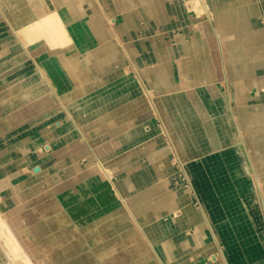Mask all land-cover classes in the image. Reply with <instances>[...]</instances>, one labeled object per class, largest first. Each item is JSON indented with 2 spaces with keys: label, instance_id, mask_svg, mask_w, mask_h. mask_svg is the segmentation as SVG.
Segmentation results:
<instances>
[{
  "label": "crops",
  "instance_id": "1",
  "mask_svg": "<svg viewBox=\"0 0 264 264\" xmlns=\"http://www.w3.org/2000/svg\"><path fill=\"white\" fill-rule=\"evenodd\" d=\"M52 1L53 0H51V2ZM237 1L238 0H233L228 7H220L219 5H216L215 0H207L209 11L213 12L216 16L224 13V15L227 14L226 16L230 18V15L234 14V29L220 34L219 40L215 37V33H217L215 26L210 23L208 18H205L206 15L204 13L203 19H205V21L201 23L195 24L192 19H188L190 23L187 21V23H185L186 25H180L179 27H175L173 30L163 33V39L165 40L169 37L174 39L177 33L181 31L180 29H184L187 25H190L192 29H205L206 33L204 35H206V37L203 39L207 41L206 43L208 47L206 48L207 50L204 51L205 53L203 52L204 54L201 53L200 55L204 57L203 59L208 64L207 69L203 70L204 72L201 69L199 70L203 78L199 84L192 85L189 89L183 88L177 90L175 88L172 90L168 89L167 91L164 90L165 92L157 90L155 92L156 94H154V97H159V100H161L160 102L165 105L164 107L167 109L169 108V113L171 115L172 113L170 108H174V105H172L174 97H182L180 95H184V98L187 100L186 103H189L187 105L188 110L190 111V114L195 117L190 120V123L194 126H202L200 127L202 130V140L203 137L204 139L205 137L207 138L206 141L213 139L217 145L212 148L209 144L205 149L196 152L193 148H191L188 142L186 144L181 143L180 146L177 143L179 155H181L182 159L181 160L178 157V161H180L181 164L182 162L187 163L185 166H182L183 168L188 169L191 177L198 175L195 173L193 168H235L236 170H230V174L234 180L228 189L229 192L225 193L222 190V193L221 191L217 192V196H214V187L212 189V187H210L211 185H209V183L212 182L211 178L209 177L207 181H202L198 178V175L195 178V190L197 192L196 194H198L197 198L200 200L196 199V201L198 200L200 203L199 206L201 211L195 212L187 205L186 207H182L184 204H187L188 199V196L186 194L184 195L183 192L181 195L182 197L179 199L171 198L166 201L157 213L153 212L152 215L140 217L136 214V210L142 207V201L138 200L130 203L126 200V197H128L129 192L133 189H140L142 186H146L151 179L166 178L167 180H170V173L167 168L165 170L166 165L157 161L149 168L148 171H139L133 177L128 176L124 181L120 180V182L117 183L113 182L110 187H104L102 185L98 186L96 184L97 186L93 188L94 190L92 189L93 191L96 190L95 192L90 191L85 194V196H77L76 198L78 199V202L72 204V206H76V204L81 205L88 200L90 202H94L96 205L93 207V216L95 218L98 212L107 211L110 212L112 218L114 217L118 221L120 219L117 217V215L120 216L119 212L122 213L123 219L125 217V221L127 219L125 223L122 222V220L120 223H116L115 227L114 224H111L112 218L111 220H105L103 225L100 223V220H103L102 218L97 220L98 223L95 220L96 229L93 228V230H91L92 239L91 237V240L86 241L83 238L79 239L84 246L91 251V253L94 252L97 255V262L113 253H126L128 255L127 257L130 258L131 264H177V258L183 256L185 257L179 259V261L181 260L179 262L180 264H264V172L260 173L256 168L262 167H257V165L254 164L256 156H259L258 151L255 153L252 151L251 154L246 150L249 144L247 143L245 133H243L240 129V122L243 119L241 118V114L245 113L241 111L239 102V100L243 98V93H247V91L249 93L251 91L249 86L248 88H250V90L245 88L244 85V83L249 82L251 85H254V88H252L254 90V96H250L247 93V96L245 95L244 98L251 97L253 99L251 103L256 104V107L258 108L264 105V0H248L246 3L242 4L236 3ZM12 2L13 0H0V14L4 15V13H7L4 6L5 4L7 5ZM183 2L185 1H182L181 5H183L184 8L182 6L181 7L185 10L186 6H184ZM24 5L30 6L31 4L27 1ZM72 7L76 8V5H73ZM104 12L106 13L108 20H110L109 29L105 27L107 30H104L106 33L108 32L107 35L109 34L108 36L110 39L108 41L112 44L111 41H116L113 29L117 27L119 12L110 7L109 9L105 8ZM246 18H248V21H245ZM85 23L86 18L82 17L78 20L76 28L80 26V29L91 32L93 30L92 25H90V27L89 25L85 27ZM2 27L5 26H1L0 21V29ZM7 35L8 34H6V36H0V55L7 49H10L13 44L15 45V42H12L13 38L11 40V38L7 37ZM157 36L161 35H150L147 40L150 41V44L155 43V37ZM214 37L216 38V41H214ZM109 42H106V44ZM216 43L218 44V47ZM218 48H221V51L218 50ZM23 55L25 56L26 54L24 53ZM196 55L194 56L197 57ZM194 56L192 55V57ZM2 57L3 55H1L0 61H3ZM3 66L4 62L0 65V71ZM119 69L121 70L122 75L124 73H132L133 75H136L134 74L132 68H130L123 60ZM206 71L209 72L206 75L207 77L204 75ZM107 84L110 83L107 82ZM46 87L48 88L47 85ZM260 92H262L261 96L259 95ZM36 95L38 96L39 94H35L33 97L35 98ZM56 98L58 100L59 97ZM156 103L154 102L152 105L155 112L158 111V109H156L158 108ZM57 104H59V100ZM237 109H239V115L237 113ZM204 114L207 116H204ZM220 119L226 126L225 130L221 132L222 134L211 133L208 136L207 134L205 135V132L203 131L204 126L206 125L205 122H208L209 126L211 125L212 127L216 126ZM249 119L251 124L253 120L251 117ZM256 119L257 118L255 117V122ZM14 121L16 122L13 124L15 125L14 127L12 125V129H15L16 126H21L22 123L20 121L23 120L18 118ZM258 123L260 124V121ZM177 124L182 123L178 122ZM24 125L27 129L31 126L29 123H24ZM253 126L255 127L256 125ZM174 130L177 131L178 129L175 127ZM61 133V131L60 133L58 131L52 134L51 137H58ZM60 140L61 139L59 137L57 141ZM196 140L201 141V138H195L193 140L195 144L198 142H196ZM38 144L32 145L31 149L24 148L20 154H25V157H28L29 154L32 155L33 150H39L43 147V142ZM235 145L239 147V151L235 150ZM62 146L63 144L60 145V148ZM78 146V144L73 143L70 148L72 150ZM194 147L196 148V145H194ZM60 148L59 151H57L59 152V157L65 155L63 154V149ZM83 150V158L76 159L70 154V151L68 155L71 156L73 160L66 161L62 165L57 164V166H60V168H63V165L66 167H71L73 165L81 166V160L86 157H88L86 164L88 165L89 163H92L95 159L94 155L89 151L87 152L86 149ZM179 155H176V157ZM198 157L202 158V162L200 164L194 162V160ZM102 160L104 159L102 158L101 161ZM244 168H247V171H249L252 176V181L254 180L253 185L255 187L261 186L260 204L262 206L261 209L263 210V213L261 214L258 212V203L256 202V199H253L252 197L232 196L235 192L236 194H242L243 191H247L248 186L246 185L250 182L244 180L242 176ZM47 172L48 171L46 170H41V175L38 178H31L37 183L39 189L42 185L47 187V181L59 174L57 167L55 176L51 175L45 178V173ZM49 172L52 171L50 170ZM72 177L73 176L68 177V179ZM257 180H259V182ZM19 181L21 182V179H17L9 183L14 184ZM29 181L31 182V180ZM65 184H68L71 189L77 190L76 192L79 194L81 182H77V180L74 179H72L69 183H67L64 179L62 181H58V186H48L47 188L52 187V189H60L64 188ZM4 186L5 185L0 186V194L3 192ZM20 187L24 189L22 192L24 193V199L20 203L25 202L34 196L32 195L33 193H30L32 190L31 188L24 186ZM110 189L112 191H108ZM104 190L108 196V201L100 203L96 199V195L98 192ZM10 192L13 195V199L16 200V202H19L20 192L17 194H15L14 190ZM157 194L158 191L154 192L152 195L154 196ZM58 196H56V202L62 210L67 211L65 205ZM122 199L127 203L132 215H129L127 209L123 207L121 202ZM131 216L135 219V221L131 219ZM155 216H158L157 219L162 216V220H165V222H163L162 225L161 222L157 224L155 222ZM68 220L71 219L69 218ZM147 221H154V223L150 228L143 229L142 224ZM67 222L70 223V221ZM104 224L107 227L104 228ZM197 227H200L202 232L197 231L195 229ZM188 230L192 231V235L187 236L186 233ZM163 232L166 233V236L164 234V238L168 239V241L165 242L166 247L164 246L165 257H162L154 247V245L159 242L158 240L162 237ZM257 237H259L260 242H257ZM259 243L262 244L261 247L258 246ZM188 256H191L190 258H192L191 261L193 263H190L188 259H186ZM206 256H208L209 261L205 259Z\"/></svg>",
  "mask_w": 264,
  "mask_h": 264
},
{
  "label": "rangeland",
  "instance_id": "2",
  "mask_svg": "<svg viewBox=\"0 0 264 264\" xmlns=\"http://www.w3.org/2000/svg\"><path fill=\"white\" fill-rule=\"evenodd\" d=\"M246 1L248 0H238L236 3L242 4V3H246ZM183 3L184 6H186L185 11L187 12L188 18L190 20L192 19V21L195 22V24L205 21V19H203L204 18L203 11L199 6L197 7V11H195L196 9H193V7L189 5L190 3L188 2H183ZM190 10L191 11L194 10V11L191 12ZM189 14L191 16H189ZM157 38L160 39L159 36H157ZM147 39H149L148 36L143 37L140 40L142 43L145 44L144 45L145 49L148 46L146 44H149V46L152 45L150 43H147L148 42ZM189 43H190L189 41L187 43L179 42V45L182 48V53L184 54L187 51L189 53V56L184 58L183 55L180 54L182 55V57L179 56L178 59L176 60V63H178L180 67L177 68L174 73L186 74L187 76L191 75V77L197 75V77L194 78L195 80L193 82L191 81V79H189L187 82H182L180 85H174L173 88H171L170 90L175 88L177 90L183 88L189 89L192 85L199 84L203 79L201 76V72L199 70L200 69L202 71L206 70L208 63L203 59L204 57H202L200 53L206 51L207 47L204 48L203 50H200L201 52H198V50L194 47V44L193 45L191 44L190 48L186 50V48L183 46ZM129 45L132 47H137L136 41L129 40ZM159 52H160L159 49H156V51H154L153 53L144 54V56L140 57L139 60L135 59L136 62H134V65L139 73L137 76H140L141 79L144 80V83L143 82L139 83L136 76L133 75L132 73H124L122 76L116 73L115 75H113V78H115L113 79L115 84L113 85L112 88L109 87L108 86L109 84L107 83L104 84L100 83L97 86L95 85L89 86L86 93H81L78 96L79 98L77 100L86 103L83 105V107H78L77 110L71 111V109H69V113L72 114V118L76 114L75 115L76 117L73 118V120H75L77 127L80 129L81 133L80 135L79 134L73 135L74 137L72 138H65L66 141H63L62 139L61 141L63 146L61 148L57 147L58 142L57 141L54 142L55 140L52 141L53 143L52 146L54 147V149H52L48 145V141L50 142V139L52 138V137L50 138L48 137L56 133L55 132L56 129L52 133L48 132L50 131L48 127L53 125V122L61 123L59 119L51 118L52 116H49L39 121L37 125H31L30 128H28L29 129L28 132L27 130H25V133H28L26 140L30 142L32 141V145L43 142L42 149L33 150L32 155L27 154L28 155L27 158H25L24 156L25 154L23 153L20 154L16 149L15 150L17 152L14 150L9 151L7 150L8 146L5 147V145L2 144L0 145L2 146L0 147V158L2 157L0 162V186L5 185L7 187L4 190L5 192L7 189L9 191L14 190L15 194L20 192L19 202H16L17 206H15L14 209L10 208L11 210L10 212L12 214H8V212L6 213L4 212L2 213V216L6 218V220H4L5 223L7 225H10L13 228V230L16 231L18 238L17 240L21 243L23 249L26 251L33 264H52V263L53 264L54 263L55 264H131L130 258L127 257L128 255L126 253H119V254L113 253L110 254V256L105 257L101 259L99 262H97L98 261L97 260L98 258H96L97 255L94 252L91 253V251L88 248H86L84 244L78 239L77 232L75 231L73 226L69 222H67L68 218L67 215L65 214L66 211L62 210L61 207L56 202L55 194L57 195V193L55 192L57 191V189L55 188L52 189V187L47 188L45 185H42L40 188L41 189L40 192L34 194V196L28 199L27 201L20 203L24 199L23 198L24 193H22L24 189L20 187V186L23 187V183L20 182L14 184L9 183L19 178L22 181L30 180L33 177L38 178L41 174L40 171L35 170L37 169L35 168L36 166H45L43 167L44 170L52 171V174L51 172L45 173L46 174L45 178L51 175L55 176L56 175L55 166L57 164H63L66 161L73 160V158L68 155L70 151L72 152L70 148L71 144L73 143H76L78 145L84 144V139L86 140V143L89 144L90 148L93 150L95 159L101 161V159L103 158L104 160L101 161L103 162V165L106 168H108L109 172L112 170L110 173L111 175H113L112 180L115 183L120 182V180L124 181L128 176L133 177L139 171H143V170L148 171L149 168L153 166L154 163L157 161L159 163H163V165H166L165 170L166 168L168 169L171 177L170 180H167L166 178H161V179L155 178L153 180L151 179L146 186H142L140 189L138 188L133 189L131 192H129L128 197H126V200L130 203L138 200L142 201L141 204L142 207L138 208V210H136L137 212L135 211L136 214H138L140 217L152 215L153 212L157 213V211L160 210V208L164 205V203H166V201H168L171 198L179 197L178 193L180 191L181 193L184 192V195L186 194L188 196L187 204H184L182 207H186L187 205L189 208H191V210H194L195 212L201 211L200 206L197 203L196 199L191 195V191L189 190V187L186 183V179L183 177L181 173V168H183L182 165L185 166L187 163L182 162L181 164V162L178 161L179 158L181 159V155H179V150H178L179 148L177 147V143L180 146L181 143L186 144L188 142L191 148H193L196 152L205 149L206 146L209 144L210 147L212 148L216 147L217 144L213 139L206 141L207 139L206 137L205 139L203 137L202 140V133H201L202 130L200 128L202 126L201 125L194 126L192 123H190V120L194 119L195 117L190 114V111L188 110V106H187L189 103H186L187 100L184 98V95H180L182 97H178V96L174 97L172 105H174L175 109L173 107L170 108L172 115L169 113V108L167 109L166 107H164L165 105L162 102H160L161 100H159V97L157 98L154 97V94H156L155 92L157 90H161V92H165L168 90V89H162L160 88V86H157L158 84V82L156 81L157 71H159L161 67L163 68L166 63L164 61L166 51L161 54ZM192 55L193 56L196 55L197 57L195 56L192 57ZM189 59L192 61L193 64L192 71H186V68L183 66L185 60H189ZM2 63L3 61H0V65ZM129 67L132 68V66L130 65ZM36 68H37V63L35 61L34 54L27 53L22 59L18 61L17 64L12 65L8 69L0 71V87L4 86L6 83H8V81L11 80H14L12 86L17 87L18 85L21 84V82H24L28 79L26 83L27 87L25 86L24 91L25 89H35L37 84L32 82L31 79H33V75H35ZM156 68L158 70H156ZM152 69H155V71H153V76L156 77L154 80V84L156 87L153 88H151L148 85V83H150L149 76L152 78L151 73L148 72ZM25 70L30 71V74L24 78L20 77L21 76L20 74ZM135 73L137 72L134 71V74ZM207 73L209 72L207 71L205 72L204 74L205 77H207L206 76ZM44 78L47 79V76ZM48 81L52 82V80L50 79ZM91 81L90 83H92L93 81L95 82L96 79H94L92 82ZM86 83H87L86 85H88V81H86ZM8 87L10 86H7L6 88ZM6 88H1L0 93L4 92ZM24 91L21 90L19 92H16L14 96H18V95L20 96ZM46 91L45 94H43L42 96L38 97L36 95L33 100L28 102V104L25 103L26 104L25 106L16 109V114L20 116L21 118L20 120H23L20 121L22 125L24 123H32L34 122V120L38 119L39 117L42 118L43 114L46 116L47 113L49 114L50 112H52L51 107L52 105L57 104L56 102L57 98L55 93H53L54 90L52 87L49 86ZM148 91L153 96L151 97V99L148 98V93H149ZM153 101L155 103L157 101L156 105H158L157 106L158 108L156 107L155 108L158 109V111L156 112L154 111V108L152 106L154 103ZM43 106H45V110ZM31 107H33V110L30 109ZM34 107L36 108V110ZM25 110L26 113H24ZM46 110L49 111L46 113L45 112ZM238 110L239 109H237V113L239 115ZM204 116L207 115L204 114ZM250 117L253 120L252 123L250 124V121H247L249 123H246L245 122L246 119L247 118L249 119ZM241 118L243 119L240 122V129L243 133L246 132V128H244L245 125L253 129V131H257V132L260 131L264 133L263 131L264 125L259 124L258 119H256L255 122V113L249 116L246 115L245 117L243 114H241ZM13 121L14 120H12V122ZM47 121L49 122V125H44L40 129L39 126H41V123ZM178 122H181L182 124H177ZM217 123L218 124L216 126L211 127V125L209 126L208 122L207 123L205 122L206 125L204 126L203 129L205 135L207 134L208 136L211 133L217 134L225 130L226 126L221 119ZM253 125L256 126L254 127ZM85 127L87 128L85 129ZM175 127L178 129L177 131L174 130ZM20 128L21 127L16 126V129L19 130ZM65 128L66 129L71 128V124H67ZM98 133L100 134L98 135ZM41 134L42 136H44V138H40L39 140L38 139L36 140L35 135L41 136ZM121 137L123 139H121ZM195 138H201V141L196 140V142L197 141L198 142L195 144V142L193 141ZM194 145H196V148L194 147ZM59 148L63 149L64 151L63 154H65L64 156L59 157L56 155L57 153H59L57 152L59 151ZM235 150L239 151V147H237L236 145H235ZM42 153L44 154V156L39 158L37 155H41ZM9 154H11V156H9ZM176 155L179 156L176 157ZM9 157L12 158L9 159ZM23 157L25 159H28L27 164L21 161ZM31 159L32 162H30ZM87 159L88 157L81 160L82 167L80 168V171L78 170V172H76L72 178L65 179L67 183L71 182V180L78 175L80 176L79 178L80 180L81 179L84 180L82 177L88 175L87 172H89L94 167L93 165H90L89 167L84 165L86 164ZM201 159H202L201 157H198L196 158V160H194V162L200 164L202 162ZM184 169L187 170V168ZM193 169L195 170V173L199 175L198 178H200V180L207 181L209 177L211 178L212 182L209 183V185H211L210 187H212V189L214 187L213 189L214 196H217V192L221 191L222 193V190L225 193L229 192L228 189L231 186L232 181L234 180V178L230 174V170L231 171L232 169L236 170L235 168H193ZM94 170L96 171L94 172L95 178H98L99 180L101 178L103 180L104 178L102 173L100 171H97L96 169ZM243 170L244 171L242 172V176L244 180L250 182L248 185H246L248 186L247 191H243L242 194H236L235 192L234 194H232V196L252 197L253 199H256V202L258 203L257 205L258 212H260L261 214L263 213V210L261 209L262 206L260 204L261 186L255 187L253 185L254 180L252 181V176L250 175L249 171H247V168H244ZM31 182H35V181L31 179ZM55 185L57 184H54L53 186ZM98 186H101V184ZM102 186L110 187V184L108 183L102 184ZM108 191H112V190L110 189ZM157 191L158 194L153 196L152 194ZM66 199H68V197ZM45 211L47 212L45 213ZM157 217L158 216H155L156 218L155 222L157 224L161 222L162 225V223L165 222V220H162L163 218L162 216L161 218L159 217L158 219ZM29 220L32 221L30 222ZM153 223L154 221L145 222L144 224H142L143 229L150 228ZM21 228L24 229L25 233H23V231L20 230ZM164 234L166 236V233L163 232L162 237L159 238L158 240L159 242H157L156 245H154L156 251L159 252L162 257H165L164 246L166 245L165 242L168 241V239L164 238ZM186 234L187 236L188 235L190 236L192 235V231L188 230ZM256 239L257 242H260L259 237H257ZM0 243L2 246H4L1 236H0ZM77 243L80 244L81 248H77V250H74L73 248L75 246L74 244ZM261 245H262L261 243L258 244V246L260 247ZM47 247L48 249H46ZM61 248L62 249L64 248L65 250L64 249L62 250ZM62 251H64V253ZM183 257L177 258L178 260L177 264H180L179 262L181 260L179 261V259ZM190 257L191 256H188L186 259H188L190 263H193L191 261L192 258ZM11 259L13 261L12 264H18L17 263L18 258L15 256V254L12 253ZM205 259L209 261L208 256H206ZM2 262H4L5 264H11V260L9 261L5 258H3Z\"/></svg>",
  "mask_w": 264,
  "mask_h": 264
},
{
  "label": "bare ground",
  "instance_id": "3",
  "mask_svg": "<svg viewBox=\"0 0 264 264\" xmlns=\"http://www.w3.org/2000/svg\"><path fill=\"white\" fill-rule=\"evenodd\" d=\"M27 1H29V3L31 4L30 6L24 5L27 3ZM182 1L190 3L189 5L192 6L193 9H196L195 11H197L198 6L202 9L203 13L206 15L205 18H208L210 23L215 26V30L217 31V33H215V37L218 40L220 38L219 37L220 34L232 31V29H234V23H233L234 14L230 15L231 16L230 18L226 16L227 14L224 15V13L221 15L219 14V16L218 15L216 16L213 12L209 11V5L207 0H53L52 2L51 0L50 1L13 0L12 3H9L7 5L5 4L4 7L7 13H4V15L0 14L1 26H5V27H2L0 29V36L2 37L8 34L7 37L11 38V40L13 38L14 41L12 40V42L13 43L15 42V45L13 44L10 47V49H7L1 54L3 55L2 59L4 62V66L2 67V70L8 69L12 65L17 64L18 61L24 57L23 55L24 53L34 54L35 61L37 63V68L35 75H33V79L31 80L32 82L37 84L36 85L37 88L35 87V89L32 90L25 89L24 91L28 79L24 82H21V84L18 85L17 87L12 86L14 80L8 81V83L0 87L1 89L10 86L6 88L4 92L0 93V145L1 144L5 145V147L8 146L7 150L9 151L17 150L19 153L23 151L24 148L31 149L32 141L30 142L26 140L28 133H25V130H27L28 132L27 127L23 124L19 126L21 127L19 130L16 128H15L16 130L14 128L12 129V125L14 124V121L12 122V120L20 118V116L16 114V109L25 106L26 105L25 103L28 104L29 101L34 99L33 96L35 94H39L38 97L45 94V91L48 89L46 85L48 87L50 86L53 88L54 90L53 93H55L56 97H59L58 98L59 104L51 107L52 112L48 114L47 112L49 110L48 111L46 110L45 111L47 113L46 116L44 114L43 115L41 114L43 116L42 118L39 117L38 119L34 120V122L29 124L37 125L39 121L49 116H52L51 118L53 119H59V121H61V123L53 122V125L48 127V129L50 130L48 132L50 133L55 131V129H56L55 132L58 131L59 133L60 131L62 132L61 135H59L58 137L51 138L50 142L48 141V145L52 149H54V147L52 146L53 145L52 141L55 140L54 142H56L59 137L61 140L63 139V141H66L65 138H72L74 137L73 135L76 134L80 135L81 133L80 129L77 127L75 120H73V118L76 117L75 116L76 114L74 113L75 115L73 114L74 116L72 118V114L69 113V109H71L72 111V110H77L78 107H83V105L86 102H78L77 99L79 98L78 96L81 93H86L89 86L92 85L97 86L100 83L104 84L109 82L110 84L108 86L112 88L113 85L115 84L113 81V79H115L113 78V75H115L116 73L122 75L119 69L122 60L125 61L130 66H132L133 71L137 72L135 73L136 74L135 76H137L139 73L134 65V62H136V60H139L140 57L144 56V54L146 53H153L154 51H156V49H159L160 54L166 51L164 57V61L166 62L165 66L163 68L161 67L159 71H157V78L153 76V71H155V69H152L148 72L151 73L152 75V78L149 76L150 83H148V85L151 88L156 87L154 84L155 78L156 81L158 82L157 86H160V88L162 89H171L173 88L174 85H180L182 82H187L189 79H191V81L193 82L195 80L194 78H196L197 75L191 77V75L187 76L186 74L174 73L176 69L180 67L179 64L176 63L178 57L179 56L182 57V55L184 58L189 56V53L187 51L184 54L182 53V48L180 47L179 42L187 43L189 41L190 42L189 44L183 46L186 48V50L190 48L191 44L192 45L194 44V47L198 50V52H201L200 50H203L204 48L208 47L206 43L207 41L203 39L204 37H206V35H204L206 33V30L202 28L192 29L190 25H187L184 29H180L181 31L177 33L174 39L171 37L166 38L165 40L163 39L164 37L163 33L169 30H173L175 27H179L180 25L182 26L186 25L185 23H187L189 19L188 14L186 13L185 10H183L184 8L183 5H181ZM215 2L216 5H219L220 7H228L232 1L215 0ZM73 5H76V8L72 7ZM109 7L119 12L117 27L113 29L114 31L112 30L116 36L115 37L116 41L115 40L111 41L112 44H110V42L108 41L110 40L108 36L109 34L107 35L108 32L106 33V31L104 30L106 29L105 27L109 29L110 20H108L106 13L104 12L105 8L109 9ZM189 16L191 15L189 14ZM82 17L86 18L85 27H87L88 25L90 27V25H92L93 30L91 32H87L84 29H80V26L76 28V25L78 24V20H80ZM245 21H248V18H246ZM153 34H160L161 35L159 36L160 39L155 37V43H152V45L150 46L149 44H146L148 46L145 49L144 48L145 44L142 43L140 40L143 37L150 36ZM215 37H214V41H216ZM129 40L136 41L137 47L130 46ZM106 42L109 43L106 44ZM149 42L150 41H148L147 43ZM216 45L218 47L217 43ZM218 50L221 51V48H218ZM86 52L88 53L85 54ZM183 66L186 68V71L193 70V64L190 59L185 60ZM156 70L158 69L156 68ZM29 74L30 71L25 70L20 74L21 75L20 77L24 78ZM46 76L47 79L52 80V82H49L47 79H45L44 77ZM139 77L140 76L136 77L139 83L140 82L144 83V80H142L141 77L140 78ZM94 79H96L95 82L93 81ZM86 81H88V85H86L87 84ZM90 81L92 83H90ZM244 85L245 88H248V86L251 88V91L249 93L247 91V93L250 96H254L253 95L254 90L252 89L254 88V85L253 84L251 85V83L249 82L244 83ZM250 88H248V90H250ZM21 90H23L24 92L20 96L19 95L14 96L16 92H19ZM247 93H243L242 94L243 98L239 100L241 107L240 109L243 113H245L243 114L244 117L246 115L249 116L255 113V117L260 121V124L264 125V105H262V107L260 106V108L256 107L257 106L256 104L251 103L253 100L251 97L244 98L245 95L247 96ZM261 93L262 92H260L259 94L260 96ZM151 97L153 96L149 92L148 98L151 99ZM58 100H56V102H58ZM30 109L33 110V107H31ZM24 113H26V110L24 111ZM249 120L250 119L247 118L245 122L249 123L247 122ZM67 124H71V128L66 129L65 126ZM44 125H49V122L48 121L42 122L39 128L41 129V127H43ZM14 126L15 125H13V127ZM86 128L87 127H85V129ZM244 128H246L245 135L247 137V143L249 144L247 146V150L251 154L252 151L254 153L258 151L259 156H256L254 164H256L257 167L258 166L262 167V168H256L260 173L264 172V142H263L264 133L260 131L258 132L253 131V129L247 127V125H245ZM99 134L100 133H98V135ZM50 137L51 136H49L48 138ZM122 137L121 139H123ZM35 138L36 140L37 139L39 140L40 138H44V136H42V134L41 136L35 135ZM61 140L57 141L58 142L57 147H60V145H62ZM76 148L72 149V152L70 153L76 159H81L84 157L83 149H86L87 152L89 151L94 155L93 150L90 148L89 144L86 143L85 139H84V144H80ZM43 155L44 154L42 153L38 157L41 158L43 157ZM56 155L58 156V153ZM9 156H11V154H9ZM1 158H0V162H1ZM10 158L12 157H9V159ZM25 158L23 157L21 161L27 164L28 159ZM30 162H32V159ZM85 165L88 167L90 165H93L94 167L89 172H87L88 175L82 177L84 180L82 179L80 180L79 175H78L79 177L75 176L74 180H77V182H82L80 184L81 188L79 189V194H77L76 192L77 190H73L68 184H65L64 188L59 187L60 189H57L56 196H58L59 194L58 197H60V200H62L63 204L65 205V208L67 210L65 214L67 215L68 219L69 218L71 219L67 221H70V224L77 232L78 239L83 238L86 241L92 239L91 230L95 228V220L97 221L100 218H102L103 220H100L101 221L100 223L103 225V222L105 220L107 219L111 220L112 217L110 215V212L102 211V212H98L95 218L93 216V207L96 205L94 204V202H90L88 200L82 203L81 205L76 204V206H72V204L78 202V199L76 198L77 196L80 195L85 196V194L89 193L90 191H93L94 190L93 188L96 187L97 185L100 184L102 185L107 183L112 185L113 175H111L110 173L111 171L109 172L108 168H106L103 165V162L98 161V159H94L92 163ZM43 167L45 166H36L35 168L37 169L35 170L41 172V170H44L42 169ZM56 167L58 168L59 174H57L54 178L49 179L47 181V185L49 187L53 186L54 184H57L58 181H62L68 177L74 176L75 173L78 172V170L80 171V168L82 166L73 165L71 167H66L63 165V168H60V166L56 165L55 168ZM64 167L66 168L64 169ZM94 169L102 173L104 178L103 180L100 178L101 180L100 181L98 178H95L94 172L96 171ZM181 173L183 177L186 179V183L189 187V190L191 191V195L195 199L199 200V198H197L198 194H196L197 192L195 190V186H196L195 178L198 175L195 177L194 176L191 177V174L190 172H188V169L185 170L184 168H181ZM257 181L259 182V180ZM29 182H30L29 180L26 181L21 180L20 183H23L24 187L31 188L32 192L30 190L29 191L31 194L33 193L32 195L40 192V189L38 188L36 182H32V183ZM5 188L7 187L4 186L3 192L1 193L0 196L1 197L0 198V236L2 238V242L4 245L2 246L0 243V264H5L4 262H2L3 258L9 261L11 260V264H12L13 262L11 259L12 253L15 254V256L18 258V262H17L18 264H33L30 257L23 249L21 243L17 240L18 238L16 231H14L10 225H7L5 223L4 220H6V218L2 216V213L4 212L5 213L8 212V214H12L10 212V208H13L14 206L17 205L16 200L13 199L12 193L8 189L5 192L4 191ZM75 192L77 195L75 194ZM105 192H106L105 190L98 192V194L96 195L97 196L96 199L98 200V202L103 203L108 201V196L106 195ZM182 194L183 192L181 193L180 191L178 193L179 197H175V198L179 199L180 197H182L181 196ZM67 197L68 199H66ZM122 200L121 202L123 207L127 209L129 215H132V213L130 212L127 206V203L124 202V200L123 201ZM198 200L197 202L200 205L199 203L200 200L199 201ZM46 212L47 211H45V213ZM119 214L120 216L117 215V217L120 218L119 221L116 220L114 217H113L114 219L112 218L111 220L112 221L111 224H114V227L116 223H120L121 220L124 223L127 221V219L126 221L124 220L125 217L123 219L121 212H119ZM131 219L135 221V219L132 216ZM105 227L107 226L105 225L104 228ZM195 229L199 232H202V229L200 227H197ZM20 230H22L23 233H25L23 228H21ZM74 245L73 248L76 250L77 248H81L80 244L78 243ZM46 249H48V247ZM62 252L64 253V251Z\"/></svg>",
  "mask_w": 264,
  "mask_h": 264
}]
</instances>
